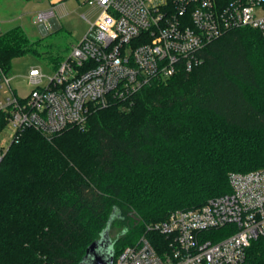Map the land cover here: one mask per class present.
Masks as SVG:
<instances>
[{
    "label": "trees",
    "instance_id": "obj_1",
    "mask_svg": "<svg viewBox=\"0 0 264 264\" xmlns=\"http://www.w3.org/2000/svg\"><path fill=\"white\" fill-rule=\"evenodd\" d=\"M20 27L0 33V67L39 55ZM55 69L62 57L46 56ZM199 64L127 101L92 109L50 140L25 130L0 163V264H80L109 219L113 262L176 210L229 192L228 176L264 168V40L230 31ZM124 107V109L122 108ZM222 228L210 234L217 241ZM243 264H264L253 241Z\"/></svg>",
    "mask_w": 264,
    "mask_h": 264
},
{
    "label": "built area",
    "instance_id": "obj_2",
    "mask_svg": "<svg viewBox=\"0 0 264 264\" xmlns=\"http://www.w3.org/2000/svg\"><path fill=\"white\" fill-rule=\"evenodd\" d=\"M99 15L50 74L31 67L20 97L0 67V163L25 130L50 140L82 127L92 109L127 101L153 81L199 64L197 54L224 34L257 30L264 40V0H93ZM52 10L40 12L44 25ZM229 192L195 210H176L146 228L112 264H243L251 243L264 244V168L228 176ZM227 229L213 241L210 234Z\"/></svg>",
    "mask_w": 264,
    "mask_h": 264
},
{
    "label": "rangeland",
    "instance_id": "obj_3",
    "mask_svg": "<svg viewBox=\"0 0 264 264\" xmlns=\"http://www.w3.org/2000/svg\"><path fill=\"white\" fill-rule=\"evenodd\" d=\"M92 1L0 0V33L20 27L31 42L38 41L34 46L39 55L29 53L12 61L10 86L18 96L24 97L32 89L26 79L31 67L50 74L53 68L46 56L65 58L71 47L83 38L99 15V9ZM49 10L53 12L54 27L49 22L40 25L34 21L38 13ZM41 26L44 32L40 31ZM108 237L113 240L115 233L109 230Z\"/></svg>",
    "mask_w": 264,
    "mask_h": 264
},
{
    "label": "water",
    "instance_id": "obj_4",
    "mask_svg": "<svg viewBox=\"0 0 264 264\" xmlns=\"http://www.w3.org/2000/svg\"><path fill=\"white\" fill-rule=\"evenodd\" d=\"M109 219L105 229L98 240L93 241L86 249L80 264H112L113 263V241L108 237V231L112 222Z\"/></svg>",
    "mask_w": 264,
    "mask_h": 264
},
{
    "label": "crops",
    "instance_id": "obj_5",
    "mask_svg": "<svg viewBox=\"0 0 264 264\" xmlns=\"http://www.w3.org/2000/svg\"><path fill=\"white\" fill-rule=\"evenodd\" d=\"M54 17L51 18V20L49 21V24L54 27L55 26V23H54ZM40 31H43L44 32V29H43V26L40 27Z\"/></svg>",
    "mask_w": 264,
    "mask_h": 264
}]
</instances>
